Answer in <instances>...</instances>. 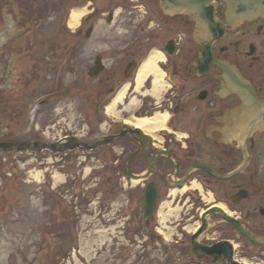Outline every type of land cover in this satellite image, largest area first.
<instances>
[{"label":"flooded vegetation","instance_id":"1","mask_svg":"<svg viewBox=\"0 0 264 264\" xmlns=\"http://www.w3.org/2000/svg\"><path fill=\"white\" fill-rule=\"evenodd\" d=\"M89 2L81 28L72 31L79 45L71 42V56L82 59L80 68L88 74L91 67L101 68L92 80L98 90L87 102L102 132L93 134L99 140L92 145L99 144L88 150L115 154L113 169L129 181L125 187L138 217L145 194L154 200L141 222L152 244L169 230L173 242L190 244L187 232L204 219L197 242L205 248L197 247V264H229L222 241L235 243L242 254L264 264V244L252 242L219 211L250 235L264 236V4L248 18L236 19L225 0H215L223 33L206 42L197 37L196 46L194 21L185 13H164L158 0H125L121 9L131 10L134 29L116 41L108 38L117 34L96 29L103 7ZM115 9L108 8L106 22L115 18ZM89 39L111 45L79 58ZM151 51L164 56L158 63L164 87L157 96L151 93L152 75L136 88L138 67ZM122 89L117 114L108 111ZM133 97L138 103L129 106ZM157 112L167 113L164 126L144 130L132 122ZM170 211L163 220V212ZM210 230L212 235L205 236ZM216 243L221 251L209 248Z\"/></svg>","mask_w":264,"mask_h":264},{"label":"rangeland","instance_id":"2","mask_svg":"<svg viewBox=\"0 0 264 264\" xmlns=\"http://www.w3.org/2000/svg\"><path fill=\"white\" fill-rule=\"evenodd\" d=\"M93 1L104 11L96 29L117 34L108 40L134 29L131 10L121 9L125 0ZM111 6L115 18L106 22ZM76 8L91 5L0 0V141H55L66 134L84 140L87 133L92 141L102 132L87 102L98 90L92 80L100 71L89 75L80 68L82 59L71 56V42L79 45L72 37L75 27L68 25ZM106 45L89 39V51L80 50L78 57ZM114 156L99 148H0V264H197L188 242L176 245L170 237L152 244L142 213L138 217L133 209L129 181L113 169ZM97 230L107 236L102 239Z\"/></svg>","mask_w":264,"mask_h":264},{"label":"water","instance_id":"3","mask_svg":"<svg viewBox=\"0 0 264 264\" xmlns=\"http://www.w3.org/2000/svg\"><path fill=\"white\" fill-rule=\"evenodd\" d=\"M226 1L229 4L230 14L233 15L235 18H239V19L246 18L248 17V15L252 13H256L259 10L260 5L264 3V0H226ZM159 6L165 13H168L170 15L176 13H185L193 19L194 21L193 35L196 45H197V37L202 38L204 42H206V40H208L209 38L219 36L222 33L220 22L217 21V19L215 18L214 0H159ZM201 47L202 46L199 45V48ZM97 72L98 69H95L92 74H95ZM0 146L8 147L9 144L0 142ZM31 146L37 148L49 146L55 149L53 144L47 145L45 143H41L38 141L24 142L16 145L17 149H21L25 147L27 148ZM66 146L67 145H64V147L61 148V150L65 149ZM149 207H150V203H148V200H146L145 201L146 214L148 212ZM221 213L225 220L235 224L240 229V231L243 234L247 235L252 241L259 244L264 243V236L258 237V236L250 235L244 230V228H242L239 225V223L236 220L228 216L223 211H221ZM203 228H201L199 232L202 231ZM195 237H197V232L193 234L191 237L193 251H195L199 246L197 244V241H195ZM219 245L220 244H215L211 248L219 247ZM228 245H229V250H227L225 254L228 255V258L231 260L232 264H239L236 260L231 258L233 250L231 249L230 247L231 245L229 243ZM201 247L204 248L203 246Z\"/></svg>","mask_w":264,"mask_h":264},{"label":"bare ground","instance_id":"4","mask_svg":"<svg viewBox=\"0 0 264 264\" xmlns=\"http://www.w3.org/2000/svg\"><path fill=\"white\" fill-rule=\"evenodd\" d=\"M86 11H87V8L73 9L69 14L68 25L70 27H73V28L76 27L80 22L81 16H83L86 13ZM162 59H163V55L158 51H153L147 56V58L140 65L138 72H137V75H136V88L137 89L141 86L143 81L149 75H152L154 80H153V88L151 90V93L155 96H157L160 93V91L164 87V83L162 82V78H163L164 73L161 71L158 63ZM123 92H124V89H122L121 91L118 92L116 97L109 104L108 111L117 114V112L115 111L116 102L121 100V98L123 96ZM137 103L138 102H137L136 97H133L130 100L129 106L137 105ZM166 119H167V113H158L157 112L152 117L136 118V119H133L132 122L135 123L137 126L146 130L149 128L153 129L156 127L164 126ZM38 176H39V173H36L35 177L37 178ZM170 215H171V211L167 212V213L163 212V220L166 217H169ZM97 232H99L101 234L102 239L107 236L106 230H97ZM171 234H172V231H170V230H169V232L165 233L166 236L171 235ZM245 264H249V263L246 262Z\"/></svg>","mask_w":264,"mask_h":264},{"label":"trees","instance_id":"5","mask_svg":"<svg viewBox=\"0 0 264 264\" xmlns=\"http://www.w3.org/2000/svg\"><path fill=\"white\" fill-rule=\"evenodd\" d=\"M29 8V7H28ZM57 253H60V248H58V251H57ZM56 254V253H55ZM57 255V254H56Z\"/></svg>","mask_w":264,"mask_h":264}]
</instances>
